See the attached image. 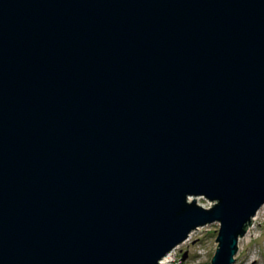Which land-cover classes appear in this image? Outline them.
<instances>
[{
	"label": "water",
	"instance_id": "1",
	"mask_svg": "<svg viewBox=\"0 0 264 264\" xmlns=\"http://www.w3.org/2000/svg\"><path fill=\"white\" fill-rule=\"evenodd\" d=\"M263 205L264 0H0V264H160L212 223L234 264Z\"/></svg>",
	"mask_w": 264,
	"mask_h": 264
},
{
	"label": "rangeland",
	"instance_id": "2",
	"mask_svg": "<svg viewBox=\"0 0 264 264\" xmlns=\"http://www.w3.org/2000/svg\"><path fill=\"white\" fill-rule=\"evenodd\" d=\"M198 204L210 207L213 203L197 198ZM253 217L244 237L239 240L238 252L234 264H264V205ZM219 230L218 223L208 224L193 231L186 241L180 244L171 254L172 264H211V259L217 248L216 237ZM186 258L183 259L184 254Z\"/></svg>",
	"mask_w": 264,
	"mask_h": 264
},
{
	"label": "bare ground",
	"instance_id": "3",
	"mask_svg": "<svg viewBox=\"0 0 264 264\" xmlns=\"http://www.w3.org/2000/svg\"><path fill=\"white\" fill-rule=\"evenodd\" d=\"M258 214V213H257ZM171 253V252H170ZM166 255L161 261L160 264H172L174 262L172 254ZM249 264H256V261L250 262Z\"/></svg>",
	"mask_w": 264,
	"mask_h": 264
},
{
	"label": "built area",
	"instance_id": "4",
	"mask_svg": "<svg viewBox=\"0 0 264 264\" xmlns=\"http://www.w3.org/2000/svg\"><path fill=\"white\" fill-rule=\"evenodd\" d=\"M174 250H175V249H174ZM174 250H173V251H174ZM173 251H172V252H173ZM172 252H171V253H172ZM171 253H170V254H171Z\"/></svg>",
	"mask_w": 264,
	"mask_h": 264
}]
</instances>
